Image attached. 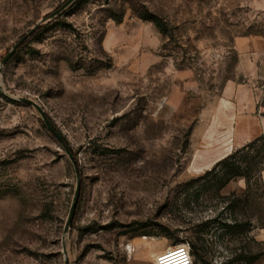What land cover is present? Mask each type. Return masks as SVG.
<instances>
[{
    "label": "rangeland",
    "instance_id": "obj_1",
    "mask_svg": "<svg viewBox=\"0 0 264 264\" xmlns=\"http://www.w3.org/2000/svg\"><path fill=\"white\" fill-rule=\"evenodd\" d=\"M67 1L0 0V264H155L195 237L240 264L264 199L231 238L209 220L245 179H193L264 130V0Z\"/></svg>",
    "mask_w": 264,
    "mask_h": 264
},
{
    "label": "trees",
    "instance_id": "obj_2",
    "mask_svg": "<svg viewBox=\"0 0 264 264\" xmlns=\"http://www.w3.org/2000/svg\"><path fill=\"white\" fill-rule=\"evenodd\" d=\"M146 20L152 21L160 34H166L167 29L159 18L144 17ZM264 171V135L259 134L252 138L242 146L235 148L229 154L217 160L213 166L206 170L202 175L193 179L194 181H202L199 185V190H196V199L200 195L201 190L211 189L213 193L218 196L219 191L232 179L237 177H243L246 181V188L242 195L238 196L231 194L230 196L224 197L227 200L224 202L225 206L222 207V211L218 216H214L211 220L212 223H218L219 228L222 230V234L237 237L242 235L248 237V233L252 228L251 217L247 216V208L251 205H256L257 198L264 199V180H262L261 172ZM260 180V189L258 196L252 191V183L255 185ZM255 208V207H253ZM259 208V215L262 221V227H264V201H262ZM224 212L238 213L241 219L234 218L230 222L220 221L219 215ZM249 241L254 243L256 246H261L259 249L244 245L240 247H234L229 257L228 262H236L240 264H255L262 257H264V243L254 241L249 238ZM190 253L193 257L192 264H213L208 254V249L204 244L202 238L195 237L190 239L188 242Z\"/></svg>",
    "mask_w": 264,
    "mask_h": 264
},
{
    "label": "water",
    "instance_id": "obj_3",
    "mask_svg": "<svg viewBox=\"0 0 264 264\" xmlns=\"http://www.w3.org/2000/svg\"><path fill=\"white\" fill-rule=\"evenodd\" d=\"M70 2L67 1L66 3H64L56 12H58L59 10H61L62 8H64V6ZM19 45V42L17 44H15L12 49L2 58L1 60V64H5L7 62V60L14 54V52L16 51V48L17 46ZM23 102L25 103H28L30 105H32L33 107H35V109L38 111V113L40 114V116L42 117L43 121H44V124L46 125V127L53 133V135L59 140L61 141V138L60 136L56 133V131H54V129L51 127L49 121L47 120L43 110L40 108V106L30 100V99H22ZM67 151V150H66ZM72 163L74 164V161L72 160V157L70 155V153L67 151ZM75 167V166H74ZM75 173H76V187H75V191H74V196H73V201H72V204H71V207H70V210H69V214H68V217H67V221H66V224H65V229L68 228V226L70 225L71 221H72V218H73V215H74V211H75V208H76V204H77V201H78V198H79V193H80V181H79V175H78V171L77 169L75 168Z\"/></svg>",
    "mask_w": 264,
    "mask_h": 264
},
{
    "label": "built area",
    "instance_id": "obj_4",
    "mask_svg": "<svg viewBox=\"0 0 264 264\" xmlns=\"http://www.w3.org/2000/svg\"><path fill=\"white\" fill-rule=\"evenodd\" d=\"M155 264H191V253L188 244L179 245L176 250L161 252Z\"/></svg>",
    "mask_w": 264,
    "mask_h": 264
},
{
    "label": "crops",
    "instance_id": "obj_5",
    "mask_svg": "<svg viewBox=\"0 0 264 264\" xmlns=\"http://www.w3.org/2000/svg\"><path fill=\"white\" fill-rule=\"evenodd\" d=\"M261 133H264V130H260V132H259L258 134H261ZM249 139H250V138L246 139V141H244V142H248ZM239 145H240V144H238V146H239ZM238 146H237V147H238ZM229 152H230V150H228L226 153H224V154H222V155H219V156H217V157H215V158L209 160L208 163H211V164L214 163L215 161L219 160V159L222 158L223 156L227 155ZM261 176H262V180H264V171H262Z\"/></svg>",
    "mask_w": 264,
    "mask_h": 264
},
{
    "label": "bare ground",
    "instance_id": "obj_6",
    "mask_svg": "<svg viewBox=\"0 0 264 264\" xmlns=\"http://www.w3.org/2000/svg\"><path fill=\"white\" fill-rule=\"evenodd\" d=\"M142 238H143V237H142ZM150 245H152V244H150ZM178 247H179V246L169 247V248H167L166 250H176ZM129 250H130L129 253L131 254V251H133V250H132V247H129ZM166 250H165V251H166ZM162 252H163V251H162ZM159 254H160V253H159ZM159 254H156V255H155V258H156Z\"/></svg>",
    "mask_w": 264,
    "mask_h": 264
}]
</instances>
